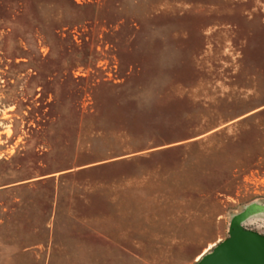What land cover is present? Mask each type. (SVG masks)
Listing matches in <instances>:
<instances>
[{
    "label": "rangeland",
    "instance_id": "374dc122",
    "mask_svg": "<svg viewBox=\"0 0 264 264\" xmlns=\"http://www.w3.org/2000/svg\"><path fill=\"white\" fill-rule=\"evenodd\" d=\"M264 236V0H0V264H194Z\"/></svg>",
    "mask_w": 264,
    "mask_h": 264
},
{
    "label": "water",
    "instance_id": "95a60500",
    "mask_svg": "<svg viewBox=\"0 0 264 264\" xmlns=\"http://www.w3.org/2000/svg\"><path fill=\"white\" fill-rule=\"evenodd\" d=\"M194 264H264V236L234 226L227 239Z\"/></svg>",
    "mask_w": 264,
    "mask_h": 264
}]
</instances>
